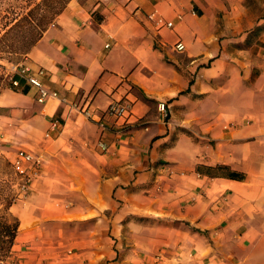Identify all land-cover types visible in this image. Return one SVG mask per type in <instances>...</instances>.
Wrapping results in <instances>:
<instances>
[{
  "label": "crops",
  "instance_id": "1",
  "mask_svg": "<svg viewBox=\"0 0 264 264\" xmlns=\"http://www.w3.org/2000/svg\"><path fill=\"white\" fill-rule=\"evenodd\" d=\"M248 1L68 3L23 61L60 98L0 96L40 162L0 264H264V0L256 21ZM114 101L134 117L103 130Z\"/></svg>",
  "mask_w": 264,
  "mask_h": 264
},
{
  "label": "rangeland",
  "instance_id": "2",
  "mask_svg": "<svg viewBox=\"0 0 264 264\" xmlns=\"http://www.w3.org/2000/svg\"><path fill=\"white\" fill-rule=\"evenodd\" d=\"M248 2L253 9V21H256L262 7L257 2L251 0ZM57 7L58 0H0V96L11 91L8 79L10 67L25 59L26 55L21 51L23 36L39 32L40 27L45 25L44 16H51ZM54 20L45 25L46 30ZM190 133L192 134L191 131ZM20 146L21 140L15 134V128L10 126V121L0 116V216L9 224L15 223L17 216L12 208L16 207L20 195L24 194L21 190L23 180L15 173L13 167ZM11 202L13 205L9 208ZM7 234H9L7 229L0 223V236L3 238ZM9 256L10 253H7L6 248L3 249L0 243V262Z\"/></svg>",
  "mask_w": 264,
  "mask_h": 264
},
{
  "label": "built area",
  "instance_id": "3",
  "mask_svg": "<svg viewBox=\"0 0 264 264\" xmlns=\"http://www.w3.org/2000/svg\"><path fill=\"white\" fill-rule=\"evenodd\" d=\"M54 26V24H52ZM157 26L159 28H173L174 22L160 18L157 20ZM109 47V45H106ZM174 49L178 52H183L186 50V46L182 41H178L174 45ZM9 83L13 89H21V82L24 81L29 88H33L37 91V100L40 103H45L50 98H60L58 92L50 90L43 82L44 76L46 75V70L40 68L38 70H33L30 66L21 62L19 64H14L9 69ZM158 111L161 117L166 120L169 115V109L165 102H159ZM84 113L92 118L94 112L89 110V108L84 109ZM134 117V109L131 101H114L110 104L108 109L104 112L103 118L99 120L100 127L105 130L107 129V124L103 119L112 120L115 123H121V125H127L131 119ZM59 125L58 121L52 122L51 129L55 130ZM97 146L102 151L108 150V144L104 141H100ZM39 160L30 152L26 150L18 151L15 160L13 161V167L16 173L21 177L23 183L21 184V190L26 191L31 180L30 174L26 172V165L29 164L31 167L36 168L39 166ZM25 167V168H24Z\"/></svg>",
  "mask_w": 264,
  "mask_h": 264
},
{
  "label": "trees",
  "instance_id": "4",
  "mask_svg": "<svg viewBox=\"0 0 264 264\" xmlns=\"http://www.w3.org/2000/svg\"><path fill=\"white\" fill-rule=\"evenodd\" d=\"M71 0H58V7L56 10L53 11V13L50 15L44 16V24L47 25V23L51 20H54L57 18L59 14L63 12V10L66 8L68 3ZM43 25L40 27L39 32H32V34H26L23 36L22 42V50L23 54L27 55L32 48L36 45V43L40 40V38L43 36L44 32L46 31V27ZM206 174L211 176H226L229 178H235V179H241L238 178L239 176L232 171H228V169L222 165H218L216 167H206ZM16 173V172H15ZM17 174V173H16ZM18 175V174H17ZM12 202L9 204V208L12 206ZM0 223L4 225V227L7 229L8 233L6 237L0 236V243L2 245V248H6L7 253H11L19 227H20V221L18 218H16L14 224H9L8 222H4L2 219V216H0Z\"/></svg>",
  "mask_w": 264,
  "mask_h": 264
}]
</instances>
